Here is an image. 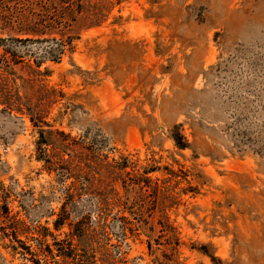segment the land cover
<instances>
[{"label":"rangeland","instance_id":"rangeland-1","mask_svg":"<svg viewBox=\"0 0 264 264\" xmlns=\"http://www.w3.org/2000/svg\"><path fill=\"white\" fill-rule=\"evenodd\" d=\"M0 264H264V0H0Z\"/></svg>","mask_w":264,"mask_h":264},{"label":"trees","instance_id":"trees-1","mask_svg":"<svg viewBox=\"0 0 264 264\" xmlns=\"http://www.w3.org/2000/svg\"><path fill=\"white\" fill-rule=\"evenodd\" d=\"M3 102H19V98H18L17 95L13 94L12 96H7L3 100ZM6 106H7L6 109L8 111H10V112L11 111H16V112L19 111V110H17V108L14 107L15 105H12V104H9L8 105L7 104ZM172 141H173L174 145L177 148H179V149H185L187 147V145L182 142L183 139L180 138L177 134H174V136H172ZM56 229H58V226H56ZM54 247H56V246H54ZM55 252L57 253L58 256H54V257H59L60 259H62L64 261L67 260V257L64 254H62L59 250H57L56 248H55ZM46 253L48 255H51L52 254V251L50 250V247H47L46 248Z\"/></svg>","mask_w":264,"mask_h":264}]
</instances>
